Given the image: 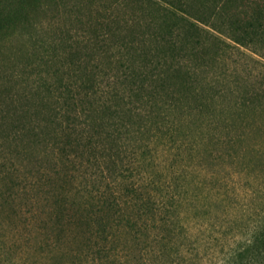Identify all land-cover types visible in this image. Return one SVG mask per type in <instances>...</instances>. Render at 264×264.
I'll list each match as a JSON object with an SVG mask.
<instances>
[{"label":"trees","instance_id":"1","mask_svg":"<svg viewBox=\"0 0 264 264\" xmlns=\"http://www.w3.org/2000/svg\"><path fill=\"white\" fill-rule=\"evenodd\" d=\"M29 258L264 264V0H0V264Z\"/></svg>","mask_w":264,"mask_h":264},{"label":"rangeland","instance_id":"2","mask_svg":"<svg viewBox=\"0 0 264 264\" xmlns=\"http://www.w3.org/2000/svg\"><path fill=\"white\" fill-rule=\"evenodd\" d=\"M52 15L51 14H48L47 16L46 15H43L42 16V20H44V18H49V17H51ZM47 20V19H46ZM49 20V19H48ZM247 53H248V51H247ZM7 55V54H6ZM25 264H39V263H35V259L34 258H29V260H28V262L26 261V263Z\"/></svg>","mask_w":264,"mask_h":264}]
</instances>
